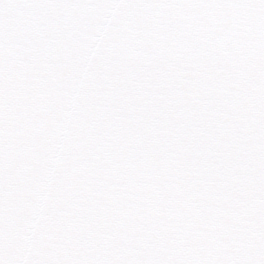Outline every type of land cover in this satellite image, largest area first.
<instances>
[{
    "label": "snow or ice",
    "instance_id": "snow-or-ice-1",
    "mask_svg": "<svg viewBox=\"0 0 264 264\" xmlns=\"http://www.w3.org/2000/svg\"><path fill=\"white\" fill-rule=\"evenodd\" d=\"M0 264H264V0H0Z\"/></svg>",
    "mask_w": 264,
    "mask_h": 264
}]
</instances>
